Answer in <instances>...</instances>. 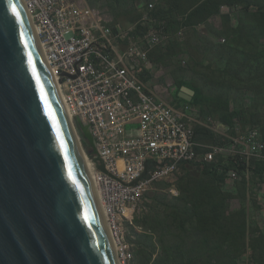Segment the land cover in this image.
<instances>
[{
    "label": "built area",
    "instance_id": "1",
    "mask_svg": "<svg viewBox=\"0 0 264 264\" xmlns=\"http://www.w3.org/2000/svg\"><path fill=\"white\" fill-rule=\"evenodd\" d=\"M23 1L84 155L92 162V180L120 264L133 258L123 221L144 202L155 183L175 177L185 164L264 161L259 130L244 131L237 124L236 135L228 134V143H199L198 112L188 106L175 108L147 90L141 77L153 68L150 54L173 37L166 21L147 12L135 24L123 27L107 19L103 10L90 7L89 0ZM220 12L237 15V9L225 6ZM176 35L179 39L184 33ZM77 118L90 127L107 173L99 170L84 146ZM243 175L240 169L230 168L227 186H235Z\"/></svg>",
    "mask_w": 264,
    "mask_h": 264
},
{
    "label": "trees",
    "instance_id": "2",
    "mask_svg": "<svg viewBox=\"0 0 264 264\" xmlns=\"http://www.w3.org/2000/svg\"><path fill=\"white\" fill-rule=\"evenodd\" d=\"M135 1L139 0H110L112 9L119 13L117 17L137 15H132L133 19L126 23L114 21V24L129 27L148 12L166 21L174 34L183 31L178 43L188 32L192 39L197 38L193 39L196 44L191 41L189 45L197 59L190 60L204 72H198L189 81H185V76L177 81L178 94L183 87L194 93L190 102L182 101L200 110L204 120L216 118L230 131V136L236 135L239 122L244 131L249 127L259 130L264 141V0H143L145 4L138 12ZM223 6L238 10L237 26L233 22L235 16L221 14ZM215 17L222 20L220 28L213 22ZM203 25L208 27L206 36L197 31ZM222 39L226 42L222 43ZM175 45L168 43L155 49L150 54L151 62L158 54L161 59L157 62L166 61V56L175 54ZM141 80L145 82L144 76ZM211 88L214 93L209 91ZM246 89H254L256 98L248 107L240 103V108L234 109L236 91ZM200 122L195 124L196 140L218 144L223 134ZM229 141L227 135L224 144ZM230 168H238L244 174L242 181L233 187L227 186ZM178 176V196L166 193L150 212L140 217L132 214L124 221L134 230L137 226L133 220L141 222L142 233L152 239L156 237L159 257L153 262V255L146 253V264H243L245 255L248 264H264V229L250 212L252 205L257 206L254 193L264 184V161L249 165L238 164L235 159L190 163L181 167ZM166 183L154 184L144 198L145 205L149 204L150 194H154L150 197L154 201L159 195L158 186ZM234 199L241 200V209H232ZM127 238L126 234L128 242ZM130 251L133 259L129 264H132L131 245Z\"/></svg>",
    "mask_w": 264,
    "mask_h": 264
},
{
    "label": "water",
    "instance_id": "3",
    "mask_svg": "<svg viewBox=\"0 0 264 264\" xmlns=\"http://www.w3.org/2000/svg\"><path fill=\"white\" fill-rule=\"evenodd\" d=\"M193 95L187 87L179 92L187 102ZM76 123L107 173L90 127ZM0 264H120L23 0H0Z\"/></svg>",
    "mask_w": 264,
    "mask_h": 264
},
{
    "label": "rangeland",
    "instance_id": "4",
    "mask_svg": "<svg viewBox=\"0 0 264 264\" xmlns=\"http://www.w3.org/2000/svg\"><path fill=\"white\" fill-rule=\"evenodd\" d=\"M109 2L110 0H90V2L88 1V4L92 8L103 10L106 13L105 17L107 19H110L112 23H114V21L126 23L127 21H131L133 19L132 15H136V14H122L119 17H117V14L119 13L115 12L112 9ZM144 4L145 3L143 0L135 1L134 3V6L136 8L135 10L137 12L140 11ZM237 14H238V10H237ZM237 19H238V15H236L233 19V22L236 24V26L238 23ZM207 30H208V27L203 25V26L198 27L197 31L199 33H203V35L206 36L208 33ZM171 34H173V37L170 40V42L171 44H174V43L176 44L174 46L176 49V52H174L175 54H172L171 57L166 56L167 60L164 62H157L161 59L160 54L155 56L154 59H152L153 68L151 72L144 75L145 82L144 81L143 82L149 92H154L157 97L163 98L171 106L176 108L177 107L176 104H177L178 109H182L188 106V109L189 110L192 109L191 110L192 112L197 111L199 113L200 110H198L195 107H192L189 103L188 104L184 103L182 101V98L179 97V94L177 93L178 91L177 81H179L183 76H185V81H189L191 80L193 76L197 77L198 72H204V70H202L197 65V63L190 60V58L197 59L196 54L190 48L192 43L196 44V42H194L193 39L197 40V38L195 36L192 39L191 35L188 32V34H185L184 39L180 40L181 42L178 43L179 39L178 37H176L178 35L172 32ZM121 52L122 51L120 50V53ZM155 62L157 64H155ZM206 65L204 67H206ZM209 91L213 93L215 92L214 88L209 89ZM255 92L256 91L254 89H246L241 92L236 91L237 101H234L233 103L234 109L240 108L241 106L240 103H244V105H246L247 107L248 105H251L253 103V100L256 98ZM175 100H177L178 103H175ZM199 114H200L199 120L201 121L203 125H206L212 129H216L217 131L223 134V135L220 134L222 139L218 142V144H224V142L226 141V136L228 135L230 131L225 130L224 126L221 125L222 123L218 122L216 118H212V119L209 118L208 120H204L202 113L200 112ZM237 124L239 125L240 123L237 122ZM84 146L87 148V143H85V141H84ZM180 176L176 175L175 177L167 180L166 182L169 183L170 185L167 183L163 185H159L157 189V191L159 192V195L156 196L153 201V200H150V197H152L154 194H150L151 196L149 197L148 205H145V202L138 204L134 208V212H133L134 216L140 217L143 213H147L148 211L150 212L158 204V202L162 200V197L166 193H169L172 196H178L179 191L176 188V183L178 182ZM228 187H232V185ZM254 200L257 203V206L252 205V207L250 208L251 216L254 217V219L260 225V227L264 229V184H261V186L257 189V193H254ZM239 208L240 209L242 208L241 200L240 199L232 200V209L235 210ZM124 221H123V226L125 227V231L128 237L127 239L134 251V262L132 264H146L147 262L146 253H148V255H153V262L156 261L159 257V249H158L159 244L156 240V237L152 239V238H149L148 236H145L142 233L143 227L139 225V224H142L141 222H136L133 220L134 225L137 226L135 227L136 230H134V228L132 229L130 227V223L128 222L125 223ZM153 252L155 254H153ZM242 262L243 264H248L247 255L243 256Z\"/></svg>",
    "mask_w": 264,
    "mask_h": 264
},
{
    "label": "bare ground",
    "instance_id": "5",
    "mask_svg": "<svg viewBox=\"0 0 264 264\" xmlns=\"http://www.w3.org/2000/svg\"><path fill=\"white\" fill-rule=\"evenodd\" d=\"M36 33L38 34L37 29H36ZM58 87H59V85H58ZM61 97H62V96H61ZM65 109H66V112H67L69 118L72 119V116H71V114L68 112V110H67L66 107H65ZM87 164H88V168H89V170H90V173L93 174V165H92V162L88 160V161H87ZM94 187H95V185H94ZM95 188H96V187H95ZM96 191H97V190H96ZM97 195H98V192H97ZM98 199H99V197H98ZM114 244H115V241H114Z\"/></svg>",
    "mask_w": 264,
    "mask_h": 264
},
{
    "label": "crops",
    "instance_id": "6",
    "mask_svg": "<svg viewBox=\"0 0 264 264\" xmlns=\"http://www.w3.org/2000/svg\"><path fill=\"white\" fill-rule=\"evenodd\" d=\"M213 22L215 23V25L217 26V27H221V24H222V20H221V18L220 17H215L214 19H213Z\"/></svg>",
    "mask_w": 264,
    "mask_h": 264
},
{
    "label": "clouds",
    "instance_id": "7",
    "mask_svg": "<svg viewBox=\"0 0 264 264\" xmlns=\"http://www.w3.org/2000/svg\"><path fill=\"white\" fill-rule=\"evenodd\" d=\"M222 15H225V14H222ZM83 138V137H82Z\"/></svg>",
    "mask_w": 264,
    "mask_h": 264
}]
</instances>
